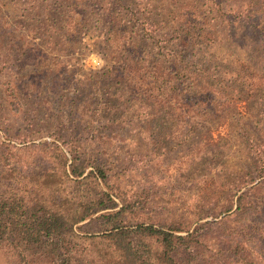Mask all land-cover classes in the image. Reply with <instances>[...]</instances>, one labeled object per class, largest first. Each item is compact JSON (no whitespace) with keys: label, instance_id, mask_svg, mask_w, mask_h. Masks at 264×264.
<instances>
[{"label":"rangeland","instance_id":"1","mask_svg":"<svg viewBox=\"0 0 264 264\" xmlns=\"http://www.w3.org/2000/svg\"><path fill=\"white\" fill-rule=\"evenodd\" d=\"M114 1L0 0V140L7 144L0 191L18 188L28 200L51 196L55 206L69 207L76 217L90 206L88 196L105 192L118 204L99 211L89 207L86 219L73 225L60 260L32 254L23 261L0 245V264H121L118 254H110L113 245L97 219L121 207L111 191L115 185L136 204L146 200L137 205L132 222H178L183 229L175 233L182 235L211 228L200 246L202 264H244L231 255L241 243L235 233L240 192L263 201L253 212L264 229V151L257 155L246 142L250 133L264 146V120L250 117L255 99L230 86L236 104L227 117L182 119L150 109L141 91L124 89L121 75L135 73L129 65L119 76L105 70L112 68L108 57L124 50L107 36L121 23L123 41L132 33L152 43L145 52L153 50V56L177 53V0H120L121 15L113 11L119 7ZM221 38L204 56L214 60L212 70L228 72L227 83L235 76L231 69L246 64L250 51L241 47L243 41L225 45ZM15 85L20 90L13 94ZM95 156L104 161L110 183L98 174L75 178L68 166L64 173L66 159L86 166ZM51 169L55 175L41 176ZM247 244L249 258L264 264L257 242Z\"/></svg>","mask_w":264,"mask_h":264},{"label":"trees","instance_id":"2","mask_svg":"<svg viewBox=\"0 0 264 264\" xmlns=\"http://www.w3.org/2000/svg\"><path fill=\"white\" fill-rule=\"evenodd\" d=\"M114 3L119 7L115 6L113 11L121 15L122 1L115 0ZM175 17V30L178 35L175 45L180 50L173 54L164 53L163 56L151 55L149 52L153 50L145 52L151 48L152 43L142 42L139 35L130 33L123 41L124 24H113L107 37L113 39L111 44L114 45L116 41V45L124 50L108 57L107 64L109 62L112 68L105 70L117 72L119 76L129 65L135 73L125 79L121 75L123 84L125 83L124 89L141 91L142 96L149 102L147 106L150 109L155 107L163 113H173L182 119L196 115L227 117L231 115L236 104L230 101L229 90L226 89L232 86L238 94H247L255 99L252 104L255 114L250 117L253 119L260 115L264 120V0H177ZM220 37L225 45L239 46V40L243 41L241 47L250 51L246 64H242L239 69H231L235 76L227 83L224 75L228 72L212 70L213 65H216L214 60L210 56H204L208 49L215 48ZM15 61L21 62L20 57L15 58ZM15 66L18 67V64ZM94 85L95 83L92 84ZM18 90L19 87L12 86L13 94ZM0 108H4L1 103ZM245 129L251 130L246 127ZM253 137L249 133L246 142L256 148L258 155L264 151V146ZM255 143L262 146L263 150ZM6 146V142L0 140V172H4L6 168ZM93 159L86 166L77 163L74 158L67 164L66 159L64 173L65 166H68L70 174L75 178H86L91 174L97 178L98 174L101 181L109 182L104 161L97 156ZM87 167L92 169L84 175ZM44 173L41 174L44 178L55 175L52 169ZM111 191L121 201V207L102 212L97 219L102 227L99 231H106L104 236L113 245L110 254H118L121 264H202L203 250L200 246L207 241L212 232L211 228L200 231V227H197L192 231L186 230V234L182 235L175 233L183 229L178 222L167 226L132 222L136 221L133 220V212L137 205L144 206L146 200H138V204L132 202L131 196L118 192V185L111 186ZM96 197L98 196H88L87 203L90 206L76 217V211L69 212V207L55 206L51 196L28 200L18 188L10 193L0 191V245L13 249L23 261L32 254L47 255L56 261L60 260L64 255L61 249L67 244L73 225L86 219L89 207H96L99 211L118 206L105 192H101L99 198ZM236 203L235 214L238 216L239 231L235 233L241 243L231 250V255H239V262L244 264H262L249 258L250 246L247 243L257 242L258 253L264 258V229L254 216L255 210L261 207L263 201L254 195L248 197L246 193L240 192ZM205 226L203 224L202 227ZM258 229H261V234ZM212 263L215 264L216 261ZM223 264L227 262L223 261Z\"/></svg>","mask_w":264,"mask_h":264}]
</instances>
